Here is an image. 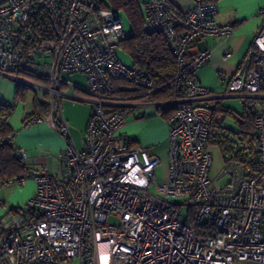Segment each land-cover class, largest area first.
<instances>
[{"label":"built area","instance_id":"2783aa9c","mask_svg":"<svg viewBox=\"0 0 264 264\" xmlns=\"http://www.w3.org/2000/svg\"><path fill=\"white\" fill-rule=\"evenodd\" d=\"M217 14L216 2L195 0L186 10L170 0L143 3L147 28L163 36L177 64L172 79L155 84L119 58L128 31L111 0H0V75L36 86L40 97L49 93L48 113L33 111L23 125L48 121L67 142L55 172L17 178L21 185L32 177L36 191L0 218V264H264V6L226 86L252 114L256 139L228 140L213 176L209 144L222 116L200 105L210 91L196 71L210 52L195 43L233 33ZM26 41L31 52L24 55ZM23 71L45 75L48 86L21 79ZM72 73L85 77L83 86L64 79ZM112 80L140 91L117 95ZM58 97L89 103L81 148L71 143ZM151 105L168 125L167 179L160 184V159L132 146L123 131L128 117ZM15 156L23 161V149Z\"/></svg>","mask_w":264,"mask_h":264},{"label":"crops","instance_id":"0c3cea01","mask_svg":"<svg viewBox=\"0 0 264 264\" xmlns=\"http://www.w3.org/2000/svg\"><path fill=\"white\" fill-rule=\"evenodd\" d=\"M145 1H134L139 3L142 14L143 3ZM170 1L176 7L183 10L191 9L195 3V0ZM214 1L218 4V22L233 25L234 31L226 38L205 36L195 43V48L200 50L207 49L210 52L209 60L196 71L200 84L208 88L211 93V96L202 101L200 105L210 108L213 112L218 109V112L215 113L222 116L219 125L237 132L238 126L234 117L229 113H224L223 110L227 109L235 113H242L244 106L236 96L227 92L226 86L231 75L245 58L251 46L253 36L261 24L262 20L258 14V10L264 6V0ZM64 79L80 87L85 82V77L77 73L66 74ZM17 83L12 76L0 75V103H12L14 106L8 118V125L14 131L11 145L16 149H23L25 154L23 164L30 173H41L43 170L53 173L57 170L59 155L65 149L67 142L54 130L48 121L43 120L27 127H22L25 116L36 110V93L26 91L24 96L19 99L17 97ZM66 88L64 84L59 85L60 90L64 91ZM73 93L78 97H86V93L81 88L73 89ZM37 98L44 102L46 99H42L39 94ZM58 102L60 114L69 123L71 143L76 148H81L90 114L89 103L84 99L74 100L69 97H58ZM44 111L47 112V109L43 108L41 112L43 113ZM135 113L128 117L123 126V131L136 145L145 147L151 154L156 155L152 149L155 143L164 137V131L150 128L145 134L141 133L140 128L142 125L150 126L156 121V119H153L155 113L151 109H143L141 115ZM227 116L231 117L236 124L235 129L225 124L224 120ZM228 136L230 138L229 141L237 138L236 135L229 132ZM211 143L209 144V149L211 148ZM17 178L19 177H14L8 181L11 183V186L5 182L0 184V186L4 187H0V200L2 201L0 215L4 212L3 206L7 200L19 204L31 198L36 191V181L32 177L27 178L23 184H18V186ZM15 182L16 185L14 184ZM5 185H9V187Z\"/></svg>","mask_w":264,"mask_h":264},{"label":"trees","instance_id":"16d2710c","mask_svg":"<svg viewBox=\"0 0 264 264\" xmlns=\"http://www.w3.org/2000/svg\"><path fill=\"white\" fill-rule=\"evenodd\" d=\"M202 1L215 2L214 0ZM111 3L116 8L124 11L130 21V28L127 30V36L119 46L130 56L132 61L131 65L144 71L155 84H162L172 79L177 68L176 59L163 36L159 32L147 28L139 3L133 2L124 4L121 0H111ZM28 41L20 46L24 55L31 52L30 42ZM18 76L34 84L44 86L49 84L48 78L36 71H23L20 72ZM112 85L114 93L117 95L130 96L140 91L139 88L133 86L131 83L122 80H112ZM25 88V85L17 83V97L19 99L24 96L26 92ZM43 95L45 98L48 96L46 93ZM13 107L12 103H0V184L5 181H10L14 177H27L31 174L23 164V161L16 158V148L9 142V138L14 134V131L8 125V118L13 111ZM35 107L36 110L34 111L39 112L43 116L48 113L49 105L37 97L35 99ZM43 108H46L47 112H45V110L42 113L41 111ZM215 112H218V109H216ZM215 112L213 113L216 114ZM223 112L229 113L234 117L238 130L237 132L228 130L219 125V122L217 127L212 128L210 143H217L221 151H223L230 139L228 132L231 134L233 133L237 138H249L251 143L255 142L256 133L253 116L247 108L244 107L242 113H235L227 109H224ZM161 114L164 115L162 112ZM130 141L132 146H138L131 138ZM14 208L15 206H12L10 210Z\"/></svg>","mask_w":264,"mask_h":264},{"label":"rangeland","instance_id":"374dc122","mask_svg":"<svg viewBox=\"0 0 264 264\" xmlns=\"http://www.w3.org/2000/svg\"><path fill=\"white\" fill-rule=\"evenodd\" d=\"M122 21L123 24L125 26V29L128 30L130 27V21L126 15V13L124 11H122ZM118 55L119 58L123 61V63L127 64V65H131L132 61L130 56L124 52L122 50V48L119 46L118 47ZM38 56L42 57V54L39 53ZM21 84L25 85V91H32L34 93H36V97L39 94L40 96V92L36 89V86H32V85H28L27 83L21 82ZM45 84V83H43ZM47 85V84H46ZM48 86V85H47ZM49 96L48 92H44ZM47 96V97H48ZM44 95H41V98H43ZM46 97V98H47ZM45 98V97H44ZM239 100V99H238ZM240 102V100H239ZM241 103V102H240ZM143 109H151L155 114L153 116V119H156V121H154L150 126L148 125H142L141 126V133L145 134V132L149 131V129H155L157 128L158 131H164V137L162 139H159L158 142L155 143L154 147H153V151L155 152L156 156L160 159V163L157 165V167L155 168V181L157 184L163 183L164 181H166L167 179V162H168V155H167V147L169 144V140H168V127H167V123L165 120V116L161 114V112L158 110V108H156L155 106L151 105V106H146V107H141L138 110H136L135 114H139L143 112ZM45 116V115H44ZM225 124L228 126H231L232 128H236V124L234 123V121L232 120L231 117L227 116L225 118ZM159 125V126H158ZM22 127H24L23 122H22ZM159 133V132H158ZM210 152L212 154L213 157V165H212V170H211V174L213 176H216L218 174V172L220 171L222 164H223V151H221L220 146L217 143H211V148H210ZM10 186L11 183L9 182ZM16 185V182L14 183ZM6 187H9V185H5ZM13 186V185H12ZM18 186V183H17ZM1 188H4L2 186H0ZM30 199V198H29ZM28 199V200H29ZM174 200V199H173ZM177 201H181V200H177ZM27 201H23L20 202L19 204H17L16 202H10V201H6L4 206H3V213L0 215V218L5 216L6 211L8 210V208L13 205V206H24L25 203ZM9 212V211H7ZM113 220V219H111ZM64 264H80L79 262V258H74L69 262H65Z\"/></svg>","mask_w":264,"mask_h":264},{"label":"bare ground","instance_id":"6f19581e","mask_svg":"<svg viewBox=\"0 0 264 264\" xmlns=\"http://www.w3.org/2000/svg\"><path fill=\"white\" fill-rule=\"evenodd\" d=\"M62 84H64V85L67 87V85H66L65 83H62ZM66 89H67V88H66ZM74 89H75V88H74ZM210 96H211V93H210ZM210 96H209V97H210ZM230 141H232V140H230Z\"/></svg>","mask_w":264,"mask_h":264}]
</instances>
